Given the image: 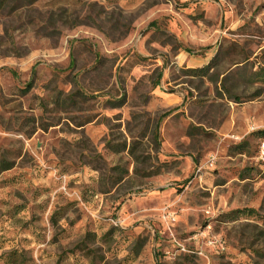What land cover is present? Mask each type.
Returning a JSON list of instances; mask_svg holds the SVG:
<instances>
[{
    "label": "rangeland",
    "instance_id": "rangeland-1",
    "mask_svg": "<svg viewBox=\"0 0 264 264\" xmlns=\"http://www.w3.org/2000/svg\"><path fill=\"white\" fill-rule=\"evenodd\" d=\"M10 258L264 264V0L0 8Z\"/></svg>",
    "mask_w": 264,
    "mask_h": 264
},
{
    "label": "trees",
    "instance_id": "trees-1",
    "mask_svg": "<svg viewBox=\"0 0 264 264\" xmlns=\"http://www.w3.org/2000/svg\"><path fill=\"white\" fill-rule=\"evenodd\" d=\"M11 0H0V8H3L4 6H6ZM25 3H30L36 0H22ZM242 212L243 210H237L236 212ZM247 212L251 213V210H248ZM11 255V254H10ZM14 258H10V262H12V264H17L15 262H13Z\"/></svg>",
    "mask_w": 264,
    "mask_h": 264
},
{
    "label": "built area",
    "instance_id": "built-area-1",
    "mask_svg": "<svg viewBox=\"0 0 264 264\" xmlns=\"http://www.w3.org/2000/svg\"><path fill=\"white\" fill-rule=\"evenodd\" d=\"M261 153L263 154V150L261 151ZM208 242H209V244H216L217 243V241L214 239H210Z\"/></svg>",
    "mask_w": 264,
    "mask_h": 264
}]
</instances>
